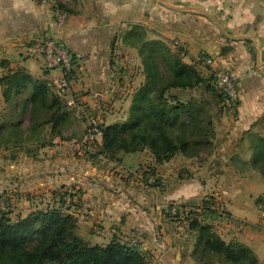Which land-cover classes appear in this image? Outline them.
I'll list each match as a JSON object with an SVG mask.
<instances>
[{"label":"crops","instance_id":"1","mask_svg":"<svg viewBox=\"0 0 264 264\" xmlns=\"http://www.w3.org/2000/svg\"><path fill=\"white\" fill-rule=\"evenodd\" d=\"M59 8L68 14L64 23L57 20ZM131 23L145 26L164 41L178 42L179 52H185L184 63L209 75L221 70L234 76L240 93L237 106L229 111L224 105L213 123L211 155L223 167L195 168L188 178H180L174 159L158 162L147 148L121 152L120 158L100 154L104 163L88 165L84 154L70 147L82 137L74 136L76 117L67 121L65 115L61 120V129L67 121L68 130L62 129V134L70 135L66 140L55 135L43 146L29 112L15 136L1 131L2 136L6 133L0 145V187L13 191V206H31L15 218L11 212L7 215L13 221L26 217L39 205L40 188H51L56 197L62 191L55 206L77 218V233L83 240L107 245L117 239L129 245L130 233L137 230L143 236L138 249L151 264H200L190 259L188 242L169 230L175 220L167 218L166 208L181 203L202 206L220 191L228 212L220 236L249 246L264 264V211L257 202L264 196V175L248 163L253 156L251 136H264V0H0V125L12 123L9 111L19 114L22 91L30 92L16 89L5 100L1 78L12 70L26 69L34 78L46 80L57 94L60 71L44 70L23 47L25 41L43 34L65 43L79 59L81 73L72 82V93L83 101L87 115L100 107L102 114L104 109L107 113L104 125L121 123L138 90L134 83L145 78L122 73L138 53L129 45L120 51V62L114 58L120 71L110 69L113 45L119 44L118 28ZM203 56H211L214 63L199 65ZM41 157L50 159L40 161ZM153 177L163 183H150Z\"/></svg>","mask_w":264,"mask_h":264},{"label":"trees","instance_id":"2","mask_svg":"<svg viewBox=\"0 0 264 264\" xmlns=\"http://www.w3.org/2000/svg\"><path fill=\"white\" fill-rule=\"evenodd\" d=\"M146 64L145 79L153 82L155 79L153 64L148 62ZM172 68L175 78L162 86L159 96L162 99L169 88L191 86L203 80L194 69L197 68L194 64H186L183 60L174 58ZM207 80L212 81L213 78L208 74ZM1 84L4 86L6 101L11 99L14 90L30 89L27 98L21 102L24 105L21 113L29 110L30 106V119L34 130H37L40 135L41 145L50 144L55 139V135L60 133L61 120L66 115V103L51 91V86L46 80L34 78L26 69L12 70L8 76L1 78ZM146 85L139 88L133 98L132 118L129 121L110 126L103 125V139L97 149L99 154L115 158L117 153L136 152L150 147L157 161L164 162L177 151L190 156L188 150L199 148L209 142L207 140L209 135L199 140H191L192 142H181L179 145L174 144L173 139L167 138L165 127L167 122L174 124L181 112L188 109V105L183 102L173 105L166 104V106H160L148 112L146 97L150 90ZM219 95L222 97L220 93ZM39 107L46 108L51 113L48 119L42 121V124L38 115L34 114ZM9 113L12 115V111ZM153 115L159 119V124L152 132L145 126V122ZM4 124L0 125V131L5 129L13 136L20 128L19 123H10L8 126L6 122ZM48 124H50L51 138H48L49 135L45 133ZM209 126L213 124L209 122ZM125 132L131 134V139L128 140L131 146L122 138ZM253 142L251 143L253 150L251 161L255 169L264 175V136L255 135ZM212 204L215 205V203ZM198 210L201 215L204 214L203 218L198 216L189 218L191 219L189 228L198 233L197 247L204 245L205 252L216 255L221 264H261L258 256L249 246L237 241L227 242L212 231V224L206 220H215L221 217L223 212L217 208L210 209L206 200L202 202V206L197 207ZM77 228V218L57 207L34 210L16 221H13L6 213L0 212V264H151L136 247L117 239H113L107 245H93L79 236Z\"/></svg>","mask_w":264,"mask_h":264},{"label":"rangeland","instance_id":"3","mask_svg":"<svg viewBox=\"0 0 264 264\" xmlns=\"http://www.w3.org/2000/svg\"><path fill=\"white\" fill-rule=\"evenodd\" d=\"M116 36L119 37L118 38L119 44L114 43L113 45L112 49H113V53L115 54L113 55V58L111 60L110 69H112L114 65V58H116L117 61L121 59L119 58L120 51L122 52L125 51L126 48L128 47L127 45L135 47L138 53H135L136 56L130 62L131 64L129 65V67L123 66L122 73L125 74L131 71L138 77L144 76L146 78L147 75L146 62L153 64V68H154L153 72L155 73L154 81L153 82L152 80L147 81L144 78V80L134 83V86H136L138 89L144 87L147 84L146 85L147 89L150 90V93L146 97L147 100L146 109L148 112H151V110H155V108L157 109V107L166 106V104L173 105V104H177L178 102H183L186 105H188V109L186 111L181 112V114L176 119L174 124L167 122V125L165 126L167 128L166 137L173 139V141H175L174 144L179 145V143L181 142H188V141L192 142L191 140H199L201 137H204L205 135H209L208 139L205 138V140L206 139L209 140L207 144H203L199 148H194V149H190L191 147L189 148L190 150L188 151L191 154L190 156L183 153L182 151H177L176 154H174L170 158V159H174V164H175L174 166H177V168H179V170L181 171L178 177L188 178L190 175L193 174V170L195 168L206 167V168H212L213 170L214 169L217 170V168H222L223 164H221V162L213 158V156L211 155L215 147L214 145L215 142L213 141L212 138L215 129L213 126H209V122L213 124L214 121L219 118V115L223 111L224 99L220 97L219 93L215 90V87L213 85V80L212 81L207 80L208 71L194 68L197 70L200 77L203 78L201 82L195 83V80L193 79V83H195L194 85L169 88L168 90L165 91L164 98L162 99L161 97H159L162 86H165L166 84H168V82H170L173 78H175L174 70L172 68L173 59L178 58L181 61L183 60L182 59L183 56L179 52L177 46L175 45V42L164 41L163 39H160L155 35L151 34L145 28V26L137 23L136 24L131 23L128 25L120 24ZM127 53L131 54L130 52ZM25 89L27 90L28 88ZM28 90L30 91V89ZM22 92L23 95L21 96L20 99L21 102L25 100L30 93L26 91L25 92L22 91ZM65 105L64 106H65L66 116H68L67 121L71 117H76L77 120L76 122L78 123L75 124L76 133L74 134V136L76 138H79L84 134L86 128L83 125V121H85L84 115L80 113L78 114L74 109L69 108L67 104ZM29 112L30 111L27 110L22 113L19 112V114H17L15 111H13L12 115L10 116L11 122H13L11 124H16V123L21 124L24 123L26 120L28 121L30 117ZM124 113L126 114V116L121 123L127 122L130 120V118H132L131 109L129 112H127V110L124 111ZM34 114L38 115L39 121L42 124V121L48 119L51 113L46 108L39 107L38 111H36ZM106 114H107L106 110L104 109L103 116L106 117ZM158 120L159 119L154 115L150 116L149 118L146 119L145 126L150 128V131L153 132L159 124ZM66 122L62 125V129H64V131L68 130V126L66 127L67 124ZM110 125L112 124H109V126ZM62 129L60 128L59 135L62 136L64 140H66L70 135L62 134L63 133ZM48 135H49L48 138H51L50 131H48ZM122 135H123L122 138L125 141H127V143L131 146V144L128 141L131 139V134L129 132H125ZM4 136L1 135V131H0V145H1V139ZM156 136L158 135L156 134ZM253 141H255L254 135L253 137L251 136V143H254ZM97 149L95 148L96 151L94 153H87L84 155L88 165L89 164L96 165L105 162V159L100 156L99 151ZM147 149L152 152L150 147H148ZM119 154L120 153H117L115 158H120L118 157ZM152 154L155 157V154L153 152ZM153 155H150V157L146 160L147 164H150L147 165V168L149 169L153 168L152 167L153 165H151L153 161H151L150 159L151 157H153ZM47 159L50 158L41 157L40 161H44ZM248 163L252 168H255L251 159ZM118 166L119 164H117V166L115 165V167ZM13 176H16L15 173L13 174ZM158 182L163 183L162 180H158L155 178V181L152 184H157ZM5 192H8V194H6V197L4 196ZM56 192L57 191H55V193ZM12 193L13 191L10 188L7 191H3V186L2 188L0 187V212L4 210L6 214L11 212L10 215L13 218H15V215H17L18 212L24 211V213H26L31 206L29 207L25 204L13 206L10 197ZM37 193L38 194L36 196H39L38 198L39 205L36 204L34 206V208L37 209L56 207L55 205L56 203L59 202L58 200L63 197L62 191L59 192V196L57 197L54 196V194H51V188L50 189L47 188V191L40 188V192ZM213 193H215L214 195L216 196V197L213 196L215 200H219L220 202L219 210L220 212H223V214L221 217H217L215 220L208 219L206 221L212 224L213 227L212 231L214 233L219 235L221 233V235H223L222 228L224 227L225 219L228 218L227 216L228 212L226 211V206L224 199L222 198V193L220 191H214ZM257 202L259 204V198ZM187 205H188V210L181 217H179L175 221L174 220L170 221V222L174 221L175 224L171 225V223H169L170 225L169 230L176 233L178 238H180L182 242H188L189 245L188 248L191 252L190 259L194 260V262L200 264H221L216 255L210 252H205L206 248L204 245L197 247L198 233L194 234L190 232L189 224L191 219L189 218L195 216L203 218L204 214L201 215L200 214L201 212L199 210L197 211L198 206L196 204L187 203ZM167 218L170 217L167 215Z\"/></svg>","mask_w":264,"mask_h":264},{"label":"built area","instance_id":"4","mask_svg":"<svg viewBox=\"0 0 264 264\" xmlns=\"http://www.w3.org/2000/svg\"><path fill=\"white\" fill-rule=\"evenodd\" d=\"M55 14L59 23H64L67 19V12L62 9H56ZM178 45V42H175ZM25 53L28 57L38 60L44 70H59L60 76L56 79L57 94L66 97V104L69 108L74 109L78 114L87 115V108L83 101L72 93V82L76 77H79L81 65L79 59L71 51V49L62 41L57 40L51 35L43 34L36 36L24 42ZM185 55L184 50L180 52ZM214 63L211 56H203L200 64L208 67ZM120 71L118 65H113L112 72L117 74ZM209 74V73H208ZM213 85L215 89L222 95L224 105L229 111H233L239 100V88L234 76L227 71L211 72ZM88 123L85 132L81 139L75 140L70 144V147L80 154L94 153L103 139V114L100 107H97L87 115ZM60 143L61 140H55ZM155 178H150L149 182L153 183ZM210 209H219L220 202L215 200L213 196L206 198ZM212 203H215L212 204ZM260 208L264 211V196L259 198ZM188 210L187 204H172L166 208V214L171 219H178ZM187 214V213H186ZM130 246L138 248L142 241V234L134 230L130 233Z\"/></svg>","mask_w":264,"mask_h":264}]
</instances>
